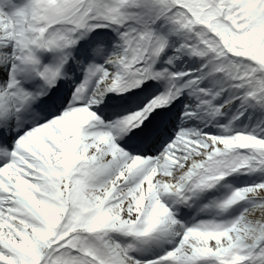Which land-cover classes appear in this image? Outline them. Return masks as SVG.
I'll use <instances>...</instances> for the list:
<instances>
[{"label": "snow or ice", "instance_id": "1", "mask_svg": "<svg viewBox=\"0 0 264 264\" xmlns=\"http://www.w3.org/2000/svg\"><path fill=\"white\" fill-rule=\"evenodd\" d=\"M0 264H264V0H0Z\"/></svg>", "mask_w": 264, "mask_h": 264}]
</instances>
